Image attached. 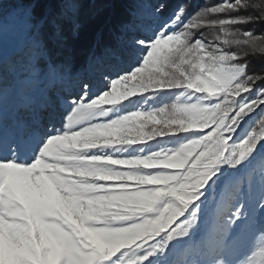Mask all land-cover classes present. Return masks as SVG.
Wrapping results in <instances>:
<instances>
[{
    "label": "snow or ice",
    "instance_id": "1",
    "mask_svg": "<svg viewBox=\"0 0 264 264\" xmlns=\"http://www.w3.org/2000/svg\"><path fill=\"white\" fill-rule=\"evenodd\" d=\"M122 3L0 0V264H264V0Z\"/></svg>",
    "mask_w": 264,
    "mask_h": 264
},
{
    "label": "trees",
    "instance_id": "2",
    "mask_svg": "<svg viewBox=\"0 0 264 264\" xmlns=\"http://www.w3.org/2000/svg\"><path fill=\"white\" fill-rule=\"evenodd\" d=\"M159 0H150V3H157ZM168 4V12L172 11L177 7L178 4L183 2V0H165ZM138 0H123L122 4H117L106 9L105 12L116 18H121L126 16L127 11L131 9H136V4ZM208 3V0H191V4L194 7H200ZM256 32L258 35H264V25H256ZM218 33L215 29L208 30L205 35H208L209 39L214 38ZM109 40L113 39L108 37ZM250 67L257 73H264V52L259 49L256 50L250 57ZM82 72H88V69H82Z\"/></svg>",
    "mask_w": 264,
    "mask_h": 264
},
{
    "label": "rangeland",
    "instance_id": "3",
    "mask_svg": "<svg viewBox=\"0 0 264 264\" xmlns=\"http://www.w3.org/2000/svg\"><path fill=\"white\" fill-rule=\"evenodd\" d=\"M138 7H140L139 3L136 4L135 8H138ZM85 73L89 76V78L98 79V73L95 72V71H92V70L88 69V72H85ZM165 102H169L170 103L171 101L170 100H165Z\"/></svg>",
    "mask_w": 264,
    "mask_h": 264
}]
</instances>
